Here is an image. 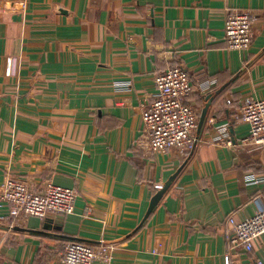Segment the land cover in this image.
I'll return each mask as SVG.
<instances>
[{
	"label": "crops",
	"instance_id": "crops-1",
	"mask_svg": "<svg viewBox=\"0 0 264 264\" xmlns=\"http://www.w3.org/2000/svg\"><path fill=\"white\" fill-rule=\"evenodd\" d=\"M234 10L253 15L245 50L224 41ZM176 65L197 124L205 110L187 156L139 141L155 78ZM247 97L264 98V0H0V185L77 192L71 214L0 206V264H59L69 240L113 247L92 264L264 261V233L251 251L229 241L230 215L264 208V188L247 181L264 175V145L244 141L239 119ZM179 168L144 218L154 184Z\"/></svg>",
	"mask_w": 264,
	"mask_h": 264
},
{
	"label": "built area",
	"instance_id": "built-area-1",
	"mask_svg": "<svg viewBox=\"0 0 264 264\" xmlns=\"http://www.w3.org/2000/svg\"><path fill=\"white\" fill-rule=\"evenodd\" d=\"M252 20L253 15L248 10H234L226 15L223 37L229 49L249 48L253 36ZM192 91L189 72L183 66L168 67L157 74L151 102L141 115L143 126L140 144L154 152L165 153L175 149L184 156L193 151L198 115L196 109L186 102ZM239 119L249 125L248 136L244 141L264 145V98H245ZM247 181L264 188V175H250ZM162 186L161 183H155L154 189L157 191ZM76 196L74 188L50 181L38 191L26 181L11 176H7L0 185V206H5L12 218H42L49 212L71 214L74 212ZM228 220L231 224V246L251 251L253 240L264 233V208L244 219L236 220L230 215ZM112 248L104 241L93 246L83 241L69 240L63 245L59 264H92L97 260L109 262ZM257 263L264 264V261L258 259Z\"/></svg>",
	"mask_w": 264,
	"mask_h": 264
},
{
	"label": "water",
	"instance_id": "water-1",
	"mask_svg": "<svg viewBox=\"0 0 264 264\" xmlns=\"http://www.w3.org/2000/svg\"><path fill=\"white\" fill-rule=\"evenodd\" d=\"M209 100L211 99L210 96L207 97ZM204 116H205V110H203L200 118H199V121H198V124H197V128L200 129V127L202 126V123L204 121ZM180 168L175 172L173 173L168 179L167 181L164 183V185L162 186L161 189L157 190L155 192V194L152 196V198L150 199V202H149V205H148V208H147V211H146V214H145V217H147V215L153 210V208L156 206V204L158 203V201L160 200V198L162 197V195L164 194V192L167 190L168 186L171 184V182L173 181L174 177L178 174ZM0 239H1V235H0Z\"/></svg>",
	"mask_w": 264,
	"mask_h": 264
}]
</instances>
